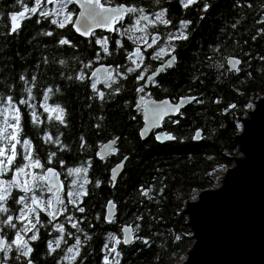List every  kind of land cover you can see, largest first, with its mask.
Segmentation results:
<instances>
[{"label": "snow or ice", "instance_id": "1", "mask_svg": "<svg viewBox=\"0 0 264 264\" xmlns=\"http://www.w3.org/2000/svg\"><path fill=\"white\" fill-rule=\"evenodd\" d=\"M177 2L183 9L197 4V0ZM199 4L200 13L215 6L212 0H199ZM10 7L15 10L0 15V37L18 36L30 25L34 31L25 42L24 53L16 52L15 61H4L0 69V264H90L95 255L90 233L101 219L115 225L123 236L107 232L99 248L100 264H121L118 245H129L134 232L141 230L142 217L134 216L135 229L130 223L118 225L117 203L108 199L103 217L88 218L87 209L94 208L89 202L102 183L96 165L105 159L100 152L92 153L91 137L106 138L111 154L120 153L121 141L127 138L110 128L109 104L115 105L116 112L131 109L142 116L143 126L136 135L144 140L166 117L177 125L179 120L172 117H183L185 105L205 103L193 95L174 102L154 100L149 91L155 88L168 93L158 77L178 64L179 46L189 40L193 21L173 23L162 0H12ZM231 9L235 15L202 46L201 75L220 71L226 64L239 77L261 70L251 68L254 60L264 65V54L249 48V41H264V0H232ZM203 19L200 15L199 20ZM250 22L251 28L246 27ZM100 29L111 35H98ZM122 41L131 44L126 48ZM229 46L233 54L221 55ZM116 53H123L121 60L101 63ZM216 56L224 62H214ZM155 61L159 63L153 66ZM191 80L199 77L192 75ZM81 86L86 92L90 89L86 95L90 122L81 121L73 152L62 130L71 128L65 98ZM93 104L96 114L91 112ZM234 107L229 103L223 112ZM200 136L197 129L192 139ZM178 138L184 140L172 133L154 135L158 142ZM129 159L123 156L110 170L109 186H115L117 169ZM150 188L141 187L140 195L150 200ZM135 239L147 244L149 236Z\"/></svg>", "mask_w": 264, "mask_h": 264}, {"label": "trees", "instance_id": "2", "mask_svg": "<svg viewBox=\"0 0 264 264\" xmlns=\"http://www.w3.org/2000/svg\"><path fill=\"white\" fill-rule=\"evenodd\" d=\"M162 2L168 9V17L173 23H178L180 19H189L193 23L190 25L189 40L181 42L179 46L178 64L158 77L162 85L169 89L168 93L152 88L149 89L151 97L155 99L169 97L176 100L182 95H195L203 98L205 103L189 104L182 110L183 117L179 115L172 117L179 120L177 125L171 124L168 118L164 120L163 130L184 137L183 141L178 138L166 143H158L153 134L141 140L136 135L142 125L141 115L131 109L123 113L116 112L115 105H108V111L113 118L110 128L116 135L123 134L127 140L121 141L123 147L119 154H112L104 159L103 164L96 165V176L102 183L95 198L89 202L94 208L87 209L91 213L88 218L91 219L96 215L103 217L107 200L113 198L117 203V224L122 226L124 223H130L135 227L134 216L140 215L141 230L135 232V235L149 236L147 244L135 239L127 246L122 243L118 245V250L122 253L121 264H171L189 249L192 240L185 234L188 231L185 225L187 215L182 212V205L194 189L214 185L215 178L211 172L215 166L223 162L231 164L229 156L240 153L232 140L233 135L238 131V127H235L237 116L247 114L249 108L246 104L252 103L264 94V65L255 60L251 68L261 70L252 71L250 75L241 74L237 77L234 72L228 70L226 64L220 71L214 69L206 75H201L203 68L199 66L198 61L202 59V46L206 45L214 34L218 35V29L235 15L231 9L232 0H212L215 6L207 13L199 12V8L202 7L199 0L196 5L187 9L181 8L177 0H162ZM11 4L12 0H0V15L3 11L15 10L10 7ZM200 15H204L205 19L199 20ZM251 26V22L246 25L248 28ZM2 30L3 24L0 22V31ZM164 30L161 28V32ZM33 31L34 28L30 25L18 36L0 37V50H5L4 54L0 55V69L3 68L4 61H15L16 52L24 53L25 42ZM97 34L111 35L105 30H99ZM122 43L126 48L131 44L130 41H122ZM249 48L254 53L264 54V41L255 44L249 41ZM249 48H245V51ZM110 51H112L111 46ZM231 54L233 48L229 46L227 52L221 55ZM122 55L123 53H116L112 59L104 58L101 62L113 63L121 60ZM213 60L214 62L220 60V56L213 57ZM220 62L224 61L220 60ZM157 63L158 61L153 62V66ZM192 75L198 76L199 80H191ZM189 88L191 91L188 90ZM88 93L90 89L86 92L81 86L73 88L65 98L69 102L67 120L71 128L62 130L66 133L65 142L73 152L76 151L75 139L81 121L83 120L85 124L90 122L89 108L86 107L90 103L86 98ZM77 96L81 99H77ZM217 99L219 103H214ZM56 102L61 100L57 99ZM229 103L234 104L235 107L224 113L223 109ZM91 112L96 114V104H93ZM130 116H135L136 120L132 121ZM198 128L202 130V139L195 142L192 137ZM105 140L106 138L103 137L100 139L91 137L92 153H95ZM125 155L130 156V159L125 163L115 186L111 187L108 185L109 170ZM92 178L89 177L90 180ZM149 186L151 188L148 196L152 197L150 200L142 197L139 192L141 187ZM161 189H163L162 193H160ZM108 231L117 232V227L101 219L95 224V232L90 233L94 237L90 243L95 252L90 258V264H100L99 248L102 240L107 239ZM117 234L122 236V233L117 232Z\"/></svg>", "mask_w": 264, "mask_h": 264}, {"label": "water", "instance_id": "3", "mask_svg": "<svg viewBox=\"0 0 264 264\" xmlns=\"http://www.w3.org/2000/svg\"><path fill=\"white\" fill-rule=\"evenodd\" d=\"M165 98L170 102L179 100ZM252 105L247 114L237 117L241 125L232 140L240 153L229 156L232 163L223 167L221 182L200 189L197 198L184 201L182 212L187 215L185 225L191 232L192 244L186 257L174 264H264V95ZM162 124L152 129L145 139L152 133H171L163 130ZM202 134L201 130L200 138L193 140L201 141ZM166 142L172 141L158 143ZM96 152L104 158L112 155L106 140ZM121 161L122 158L110 170ZM124 166L125 163L117 169V180ZM106 212L107 202L104 215ZM134 240L135 232L130 243Z\"/></svg>", "mask_w": 264, "mask_h": 264}, {"label": "rangeland", "instance_id": "4", "mask_svg": "<svg viewBox=\"0 0 264 264\" xmlns=\"http://www.w3.org/2000/svg\"><path fill=\"white\" fill-rule=\"evenodd\" d=\"M100 30H103V29H100ZM99 31V30H98ZM264 95V94H262ZM252 104V103H251ZM238 155V154H236ZM232 156V155H231ZM231 163H232V160H231ZM230 164L226 163V162H223L221 165H218V166H215L213 171L211 172L215 178V182H214V186L217 184L218 182V179L220 178V176L222 175V169L224 166H229ZM199 190L200 189H194L191 193H190V197L188 199H195L197 198L198 196V193H199ZM155 200V199H153ZM184 204V203H183ZM182 209H183V205H182ZM188 228V227H187ZM185 234H187V236L189 237L191 235V232L188 228V231L185 232ZM136 236V235H135ZM179 237V236H178ZM121 239H122V236H121ZM186 252H183L179 257H177L175 260H173V262L171 264H174V263H180L184 257ZM150 264H154V263H150Z\"/></svg>", "mask_w": 264, "mask_h": 264}, {"label": "bare ground", "instance_id": "5", "mask_svg": "<svg viewBox=\"0 0 264 264\" xmlns=\"http://www.w3.org/2000/svg\"><path fill=\"white\" fill-rule=\"evenodd\" d=\"M239 125H241V123H240ZM221 177H222V175H221L220 178L218 179V183L221 182ZM185 257H186V254L184 255L183 258H185Z\"/></svg>", "mask_w": 264, "mask_h": 264}, {"label": "flooded vegetation", "instance_id": "6", "mask_svg": "<svg viewBox=\"0 0 264 264\" xmlns=\"http://www.w3.org/2000/svg\"><path fill=\"white\" fill-rule=\"evenodd\" d=\"M164 59H166V57H164ZM158 63H159V62H158ZM158 63H157V64H158ZM157 64H156V65H157ZM156 65H155V66H156Z\"/></svg>", "mask_w": 264, "mask_h": 264}, {"label": "crops", "instance_id": "7", "mask_svg": "<svg viewBox=\"0 0 264 264\" xmlns=\"http://www.w3.org/2000/svg\"><path fill=\"white\" fill-rule=\"evenodd\" d=\"M165 98V97H164ZM162 99V98H161ZM153 134V133H152ZM154 136V135H153Z\"/></svg>", "mask_w": 264, "mask_h": 264}, {"label": "clouds", "instance_id": "8", "mask_svg": "<svg viewBox=\"0 0 264 264\" xmlns=\"http://www.w3.org/2000/svg\"><path fill=\"white\" fill-rule=\"evenodd\" d=\"M134 43H135V41H134Z\"/></svg>", "mask_w": 264, "mask_h": 264}]
</instances>
